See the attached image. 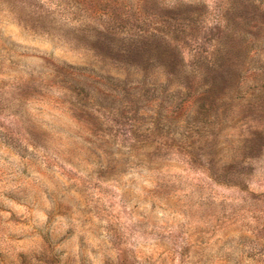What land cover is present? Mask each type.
Here are the masks:
<instances>
[{
  "label": "clouds",
  "instance_id": "obj_1",
  "mask_svg": "<svg viewBox=\"0 0 264 264\" xmlns=\"http://www.w3.org/2000/svg\"><path fill=\"white\" fill-rule=\"evenodd\" d=\"M0 264H264V0H0Z\"/></svg>",
  "mask_w": 264,
  "mask_h": 264
}]
</instances>
